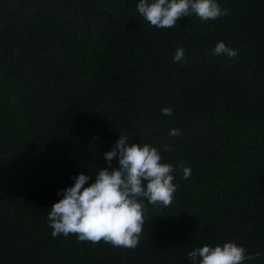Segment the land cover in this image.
<instances>
[{
	"label": "trees",
	"instance_id": "trees-1",
	"mask_svg": "<svg viewBox=\"0 0 264 264\" xmlns=\"http://www.w3.org/2000/svg\"><path fill=\"white\" fill-rule=\"evenodd\" d=\"M217 2L216 20L157 28L139 0H0V264H192L228 241L264 264V0ZM218 41L238 55L214 56ZM121 133L173 165L171 205L140 198L134 249L53 237L50 207L119 167L104 154Z\"/></svg>",
	"mask_w": 264,
	"mask_h": 264
},
{
	"label": "clouds",
	"instance_id": "clouds-1",
	"mask_svg": "<svg viewBox=\"0 0 264 264\" xmlns=\"http://www.w3.org/2000/svg\"><path fill=\"white\" fill-rule=\"evenodd\" d=\"M136 8L145 21L157 28H173L181 18L191 14L201 21L216 20L227 14L217 0H139ZM185 52L177 45L173 61L185 62ZM213 55L235 58L238 53L218 41ZM162 113L171 115L172 109L165 107ZM169 135L179 136L181 130L172 128ZM104 156L109 165L118 157L119 167L100 168L94 182L87 187L89 176L80 173L75 177L74 185L64 189L63 198L50 207L48 220L52 236L74 234L80 241L93 244L103 241L114 247L134 249L145 223V208L140 198L153 206H170L177 189L173 183L175 168L171 163L162 162L157 147L129 142L123 133ZM179 167L183 178L188 179L191 168L183 162ZM187 255L192 264H243L245 248L228 241L215 246L205 244Z\"/></svg>",
	"mask_w": 264,
	"mask_h": 264
}]
</instances>
